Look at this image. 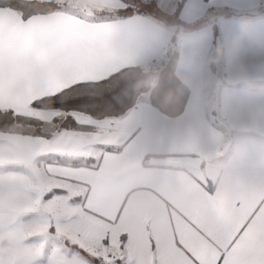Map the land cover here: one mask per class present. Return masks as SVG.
Instances as JSON below:
<instances>
[{
    "label": "snow or ice",
    "instance_id": "1",
    "mask_svg": "<svg viewBox=\"0 0 264 264\" xmlns=\"http://www.w3.org/2000/svg\"><path fill=\"white\" fill-rule=\"evenodd\" d=\"M150 8L0 0V264H264V185L222 194L106 114L136 53L115 22Z\"/></svg>",
    "mask_w": 264,
    "mask_h": 264
},
{
    "label": "crops",
    "instance_id": "2",
    "mask_svg": "<svg viewBox=\"0 0 264 264\" xmlns=\"http://www.w3.org/2000/svg\"><path fill=\"white\" fill-rule=\"evenodd\" d=\"M147 1V0H143ZM181 1L178 19L168 25L147 13H133L116 20L131 26L135 55L121 69L138 66L156 71L166 60L169 39L176 35V77L189 88L183 111L169 116L141 95L125 114L132 115L143 134L164 152L182 153L179 170L206 167L211 178L217 160L227 163L238 183L264 185V0H155L159 11L172 13ZM167 6V9L164 8ZM165 10V11H164ZM178 24V26L176 25ZM153 24L152 32L141 25ZM216 57L215 63L210 59ZM243 66L254 86L228 84L230 74ZM210 88L208 101L198 90ZM242 112L237 121L235 109ZM212 137L215 158L208 157L203 141ZM197 156L195 165L191 157ZM208 227L213 229V214Z\"/></svg>",
    "mask_w": 264,
    "mask_h": 264
},
{
    "label": "trees",
    "instance_id": "3",
    "mask_svg": "<svg viewBox=\"0 0 264 264\" xmlns=\"http://www.w3.org/2000/svg\"><path fill=\"white\" fill-rule=\"evenodd\" d=\"M180 6L181 1L176 5L174 17L183 25L184 23L178 19ZM140 13L146 12L142 11ZM173 46H169L167 58L157 73L144 70L138 66L120 70L122 73L120 79L128 89L127 97L118 110L106 113L107 115L118 117L125 114L128 109L139 101L144 93H147V101L152 106L169 116H176L183 111L189 88L174 73L178 54L175 40L173 41Z\"/></svg>",
    "mask_w": 264,
    "mask_h": 264
},
{
    "label": "clouds",
    "instance_id": "4",
    "mask_svg": "<svg viewBox=\"0 0 264 264\" xmlns=\"http://www.w3.org/2000/svg\"><path fill=\"white\" fill-rule=\"evenodd\" d=\"M156 26L153 24L141 25V31L143 32H152ZM217 60L216 57L210 59V63H215ZM39 71V69H37ZM228 84L233 86H245L247 89L251 90L254 86L248 80L243 66H239L238 70L234 74H230L228 78ZM260 92H264V88L259 89ZM199 95L211 101L213 99L210 88L207 86L201 87L198 90ZM235 116L237 121L242 119V112L239 108L235 109ZM203 147L206 151L208 157L215 158L214 152V140L212 137H208L203 141ZM198 167V165H197ZM211 180L217 191L225 195L233 194L238 188V181L233 175L232 170L229 165L221 160H217L213 172L211 175ZM213 229L219 234V227L216 224H213Z\"/></svg>",
    "mask_w": 264,
    "mask_h": 264
},
{
    "label": "rangeland",
    "instance_id": "5",
    "mask_svg": "<svg viewBox=\"0 0 264 264\" xmlns=\"http://www.w3.org/2000/svg\"><path fill=\"white\" fill-rule=\"evenodd\" d=\"M135 2L137 4V6L151 5L150 9H146L144 11L147 14H150L151 16H154L155 18H158L161 21H163L165 23H168V25H170V24L173 25L175 23L174 21H176V19L174 17V12H175L176 7H175V9H174V11L172 13H164L162 11H159L160 10L159 6L155 3V0H147V1L135 0ZM164 8L167 9V6L164 5ZM176 25L178 26L177 23H176ZM181 26H183V25H181ZM177 32H178V29L173 31V33L171 34V37L169 39L168 48H167V54H168V51H169V46L171 45L172 47H174L173 46V41L175 40V42H176ZM158 70L159 69H157L156 71H152V72L157 73Z\"/></svg>",
    "mask_w": 264,
    "mask_h": 264
}]
</instances>
